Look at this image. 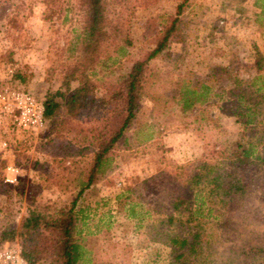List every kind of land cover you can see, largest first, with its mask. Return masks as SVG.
<instances>
[{"label": "rangeland", "instance_id": "obj_1", "mask_svg": "<svg viewBox=\"0 0 264 264\" xmlns=\"http://www.w3.org/2000/svg\"><path fill=\"white\" fill-rule=\"evenodd\" d=\"M182 1L130 0L134 12L126 25L131 44L118 52L117 37L104 50L90 76L98 82L96 94L153 47L157 31ZM62 4L68 8L65 19L54 16L47 22L40 0H0V232L17 229L33 208L53 213L69 204L89 168L90 156L75 142L80 139L75 133L61 130L55 138V125L47 119L42 129H22L10 106L12 92L27 93L39 103L52 98L59 105L55 93L67 96L60 80L72 61L69 48L79 22L73 0ZM179 22L180 40L148 63L146 95L126 143L75 202V236L82 252L78 264H177L169 239L191 241L195 233V252L184 250V264H264V145L257 147L259 159L225 167L246 190L223 203L202 193L196 200L200 212L189 223L186 207L194 209L193 192L179 182L196 160L237 132L230 120L217 117L212 104L225 102L226 79L254 74L255 50L264 75V0H185ZM9 49L13 65L6 60ZM18 67L23 83L11 79ZM200 86L207 88L206 104L182 111L179 94ZM60 113L61 107L54 117ZM6 166L18 169L12 185L3 182ZM177 200L188 204L175 210ZM170 216L183 223H167ZM12 243L20 247L18 238ZM38 264L56 263L45 258Z\"/></svg>", "mask_w": 264, "mask_h": 264}, {"label": "trees", "instance_id": "obj_2", "mask_svg": "<svg viewBox=\"0 0 264 264\" xmlns=\"http://www.w3.org/2000/svg\"><path fill=\"white\" fill-rule=\"evenodd\" d=\"M40 2L44 7V21H51L54 16L65 19L68 8L63 6L62 0ZM184 2L185 0L175 7L174 14L157 31L152 41L153 47L132 61L128 71L120 79L102 85L101 93L96 94L98 82L90 78L93 69L100 64L104 50L113 44L115 38L119 37L120 41V45H115L118 46V52L130 46L126 24L134 8L130 5V0H73L71 8L78 16L79 31L69 48L72 61L65 66L60 80L67 96L55 93L62 100V105L52 98L43 102V118L55 125V138L61 130L75 133L80 138L75 142L83 145L89 154V168L75 198L69 204L57 208L53 213L33 208L27 211L17 229L0 232V244L12 243L18 238L25 264H38L45 258H51L56 264H78L82 260L81 246L75 236V202L85 189L105 174L114 152L126 143L127 132L134 123L139 102L146 95L150 78L148 63L170 43L178 42L181 38L179 16ZM60 12L63 14L60 15ZM11 22L14 19L11 18ZM5 56L13 65L11 49L5 51ZM254 57V74L244 78L228 77L226 80L229 85L223 93L225 102L223 105L212 103L216 104L217 117L230 120L237 130L236 134H228V139L216 150H208L195 161L192 171L184 174V181H179L193 192L194 209L186 207L189 211L186 223L194 220L193 216L200 212V205H196V200H201L202 193L210 198L216 197L219 203H223L230 196L242 194L246 190L236 173L226 171L225 167L245 166L254 159H259L257 147L264 145V75L260 74L262 61L256 50ZM11 79L19 83L25 82V75L20 67L12 70ZM72 84L75 86L71 87ZM206 93L207 88L203 86L198 91L183 90L179 94L181 110L206 104ZM59 107L60 116L55 118L54 114ZM84 119H88L90 123L80 124ZM183 204L188 203L177 200L173 208L176 210ZM174 222L183 223L172 216L167 218V223ZM197 239L196 233L191 235V241L185 237H171L168 243L172 259L177 264H184V250L195 252Z\"/></svg>", "mask_w": 264, "mask_h": 264}, {"label": "built area", "instance_id": "obj_3", "mask_svg": "<svg viewBox=\"0 0 264 264\" xmlns=\"http://www.w3.org/2000/svg\"><path fill=\"white\" fill-rule=\"evenodd\" d=\"M11 110L16 113V125L22 129H42L43 106L27 93H11ZM18 169L13 166L4 168L3 182L12 185L16 182ZM0 264H25L21 249L14 243H3L0 246Z\"/></svg>", "mask_w": 264, "mask_h": 264}]
</instances>
